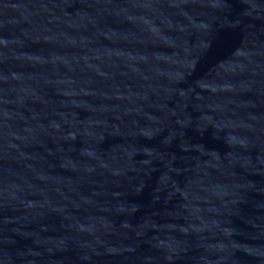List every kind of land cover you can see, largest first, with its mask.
Instances as JSON below:
<instances>
[{
    "label": "water",
    "instance_id": "95a60500",
    "mask_svg": "<svg viewBox=\"0 0 264 264\" xmlns=\"http://www.w3.org/2000/svg\"><path fill=\"white\" fill-rule=\"evenodd\" d=\"M0 264H264V0H0Z\"/></svg>",
    "mask_w": 264,
    "mask_h": 264
}]
</instances>
